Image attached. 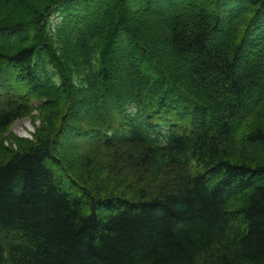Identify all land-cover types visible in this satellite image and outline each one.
<instances>
[{"label":"trees","instance_id":"16d2710c","mask_svg":"<svg viewBox=\"0 0 264 264\" xmlns=\"http://www.w3.org/2000/svg\"><path fill=\"white\" fill-rule=\"evenodd\" d=\"M0 264H264V0H0Z\"/></svg>","mask_w":264,"mask_h":264},{"label":"rangeland","instance_id":"374dc122","mask_svg":"<svg viewBox=\"0 0 264 264\" xmlns=\"http://www.w3.org/2000/svg\"><path fill=\"white\" fill-rule=\"evenodd\" d=\"M54 21L56 22V19ZM225 31H226V27H225ZM7 89L8 90H5L6 92L7 91L8 92H10V91H12V92L21 91L23 93V89L21 88L19 81H15L11 78H10L9 88H7ZM81 110L83 113H88V114L93 113V110H91V106L81 108ZM38 126H39V121L37 120V121L33 122L31 117L21 119L12 125V127L10 128V131L8 132V134H6V137H9L10 134L18 135V136H22V137H32L34 134L33 132L34 131L36 132V129ZM75 140L82 142L81 138H77ZM85 145L87 146L88 144L85 143Z\"/></svg>","mask_w":264,"mask_h":264}]
</instances>
